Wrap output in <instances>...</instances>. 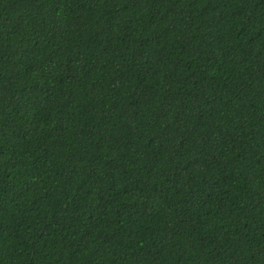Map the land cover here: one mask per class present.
I'll use <instances>...</instances> for the list:
<instances>
[{
  "label": "trees",
  "instance_id": "trees-1",
  "mask_svg": "<svg viewBox=\"0 0 264 264\" xmlns=\"http://www.w3.org/2000/svg\"><path fill=\"white\" fill-rule=\"evenodd\" d=\"M0 264H264V0H0Z\"/></svg>",
  "mask_w": 264,
  "mask_h": 264
}]
</instances>
